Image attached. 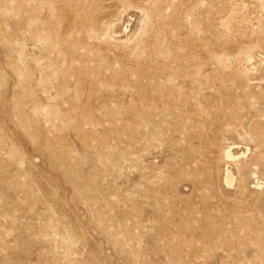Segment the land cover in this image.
Listing matches in <instances>:
<instances>
[{"label":"rangeland","instance_id":"1","mask_svg":"<svg viewBox=\"0 0 264 264\" xmlns=\"http://www.w3.org/2000/svg\"><path fill=\"white\" fill-rule=\"evenodd\" d=\"M0 264H264V0H0Z\"/></svg>","mask_w":264,"mask_h":264},{"label":"bare ground","instance_id":"2","mask_svg":"<svg viewBox=\"0 0 264 264\" xmlns=\"http://www.w3.org/2000/svg\"><path fill=\"white\" fill-rule=\"evenodd\" d=\"M227 156H228V158H230L231 160H232V158H233V155H232V153L231 152H228L227 153ZM233 176H232V173L231 172H227V181L229 182V183H231L232 181H233Z\"/></svg>","mask_w":264,"mask_h":264}]
</instances>
